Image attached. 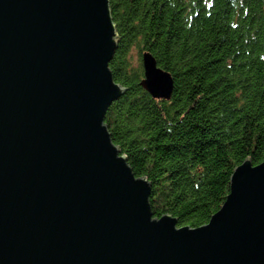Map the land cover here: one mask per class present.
Returning a JSON list of instances; mask_svg holds the SVG:
<instances>
[{
	"label": "water",
	"instance_id": "1",
	"mask_svg": "<svg viewBox=\"0 0 264 264\" xmlns=\"http://www.w3.org/2000/svg\"><path fill=\"white\" fill-rule=\"evenodd\" d=\"M117 43L109 0H0V264H264V161L234 168L207 223L153 217L104 123ZM140 56L141 87L169 100Z\"/></svg>",
	"mask_w": 264,
	"mask_h": 264
},
{
	"label": "trees",
	"instance_id": "2",
	"mask_svg": "<svg viewBox=\"0 0 264 264\" xmlns=\"http://www.w3.org/2000/svg\"><path fill=\"white\" fill-rule=\"evenodd\" d=\"M124 91L105 113L111 141L150 183L153 217L208 222L248 158L264 161V0H109ZM138 55L133 62L132 52ZM142 51L173 78L169 100L140 85Z\"/></svg>",
	"mask_w": 264,
	"mask_h": 264
},
{
	"label": "rangeland",
	"instance_id": "3",
	"mask_svg": "<svg viewBox=\"0 0 264 264\" xmlns=\"http://www.w3.org/2000/svg\"><path fill=\"white\" fill-rule=\"evenodd\" d=\"M132 57H133V62L137 63L139 57H138V55H137V53L135 51L132 52Z\"/></svg>",
	"mask_w": 264,
	"mask_h": 264
}]
</instances>
